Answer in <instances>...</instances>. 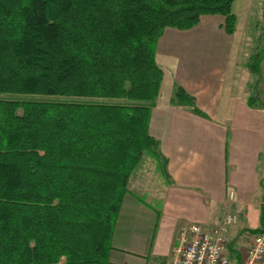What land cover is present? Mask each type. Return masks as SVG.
Listing matches in <instances>:
<instances>
[{
  "label": "trees",
  "instance_id": "1",
  "mask_svg": "<svg viewBox=\"0 0 264 264\" xmlns=\"http://www.w3.org/2000/svg\"><path fill=\"white\" fill-rule=\"evenodd\" d=\"M234 0H0V264H112V236L143 153L164 172L148 132L167 27L221 15ZM260 45L246 66L248 105L264 111ZM171 102L204 115L179 85ZM259 227L264 231V209ZM237 264L239 260H237Z\"/></svg>",
  "mask_w": 264,
  "mask_h": 264
},
{
  "label": "crops",
  "instance_id": "2",
  "mask_svg": "<svg viewBox=\"0 0 264 264\" xmlns=\"http://www.w3.org/2000/svg\"><path fill=\"white\" fill-rule=\"evenodd\" d=\"M235 17L230 34L223 16L202 15L190 29L165 28L157 41L162 79L148 132L165 158L166 178L157 164L151 173L135 168L130 174L113 231L112 264H167L182 227L209 228L228 211L245 218L264 209V111L247 103L254 76ZM260 70L264 103V60ZM176 85L204 115L171 102ZM244 226L229 227L237 243ZM234 245L225 251L237 264Z\"/></svg>",
  "mask_w": 264,
  "mask_h": 264
},
{
  "label": "built area",
  "instance_id": "3",
  "mask_svg": "<svg viewBox=\"0 0 264 264\" xmlns=\"http://www.w3.org/2000/svg\"><path fill=\"white\" fill-rule=\"evenodd\" d=\"M232 196L230 191L229 198ZM236 220V213L228 211L209 228L195 223L182 227L167 264H230L225 253L227 233ZM239 253L240 264H264V231L252 233Z\"/></svg>",
  "mask_w": 264,
  "mask_h": 264
},
{
  "label": "rangeland",
  "instance_id": "4",
  "mask_svg": "<svg viewBox=\"0 0 264 264\" xmlns=\"http://www.w3.org/2000/svg\"><path fill=\"white\" fill-rule=\"evenodd\" d=\"M264 6V0H234L232 3V12L237 16V19L239 21V24L241 23L242 27V41H243V57L248 59L255 53V51L258 49V46L260 45L258 41V35L259 30L257 28V21L260 18V12L261 8ZM156 162L154 158L148 153H143L142 158L136 167L137 171H147L149 173L155 171ZM135 170V171H136ZM140 197H143L142 194L139 195ZM263 203V202H262ZM262 205V204H260ZM260 209H256V214L250 213L245 218H241L239 215L237 216V220L235 223H242L244 224V228H249V230L259 227V212ZM243 228V230H244ZM229 234L227 233V241L226 246L230 248L231 244L234 243L237 248V250L242 251L246 248L250 233L248 231H241L239 234L242 235V237L239 240V243H237L236 239L233 237V231L234 228L229 229ZM233 246V245H232ZM236 249L235 252H236ZM226 253V251H225ZM227 254V253H226ZM228 256V255H227ZM230 264H236L233 260V256H228ZM130 264H136L133 263L130 260Z\"/></svg>",
  "mask_w": 264,
  "mask_h": 264
}]
</instances>
